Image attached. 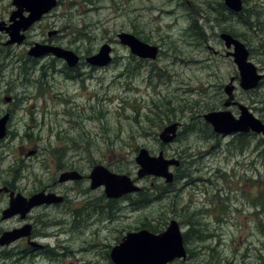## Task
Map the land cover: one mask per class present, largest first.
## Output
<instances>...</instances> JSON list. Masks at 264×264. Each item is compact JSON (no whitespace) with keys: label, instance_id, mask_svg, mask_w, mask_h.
Instances as JSON below:
<instances>
[{"label":"rangeland","instance_id":"rangeland-1","mask_svg":"<svg viewBox=\"0 0 264 264\" xmlns=\"http://www.w3.org/2000/svg\"><path fill=\"white\" fill-rule=\"evenodd\" d=\"M59 1L61 4L47 14L44 22L29 31L26 50L34 43L50 39L48 33L57 30L58 36L51 38L55 44L84 58L89 50L96 53L102 45L110 44L113 62L102 68L82 65L77 73H72L76 76L72 79L62 60L45 55L30 62V83L22 85L18 80H8L10 83L1 91L11 90L20 94L22 100L16 121L21 120L24 125L14 127L23 128L33 137V142L24 141L25 153L36 146L45 147L46 143L61 147L64 141L73 148L67 156L83 174L89 175L95 165L101 164L114 173L130 175L150 195H156L167 184L151 176L137 178L135 158L140 148H147L153 155L164 151L167 158H177L183 163L179 169H185L189 176L167 186L163 198L154 199L151 195L146 204L126 198L109 204L103 187L92 190L87 180L81 187L87 191L82 200L88 197L91 201L89 208L74 207L79 212L74 224L72 215L59 216L63 223L50 227L54 238L44 241L51 245L59 242L66 248L59 251L60 261L55 264H111L112 247L128 232L144 229L143 222L158 224L159 234L175 219L186 232L191 213H196L192 221L208 236L204 241L192 237L186 245L194 251L197 263L216 262L215 258L220 257L231 264H264V234L252 215L253 204L263 190L258 182L264 180V161L253 163L257 156L253 148L259 138L241 152L236 142L232 144L231 136L205 138L203 134L188 133L184 127L189 119L179 112L182 107L193 106L198 128L205 123V113L226 109L225 87L235 78V100L264 121V81L255 91L242 90L238 68L233 58L226 56L227 48L220 38L226 27L241 34L242 37L235 38L253 49L249 59L264 73V32L255 28L256 18L251 19L250 28L233 15L219 23L216 11L195 0ZM206 1L216 4V0ZM11 2L0 0L1 15L11 14ZM245 8L258 13L264 25V0H245ZM194 27L202 29L205 36L193 32ZM121 32H139L146 42L160 47L159 57L147 60L133 56L128 47L119 43L117 35ZM20 47L22 50L14 53L23 56L25 45ZM20 66L10 59L5 72L15 69L14 78ZM42 66L49 76V89L43 100L35 99ZM161 103H170L176 113L174 122L183 123L177 140L164 146L159 135L171 123L164 121L159 127L150 121L156 120L155 104ZM230 110L239 116L237 107ZM48 137L50 142L46 141ZM21 145L15 142L0 150V170L5 172L12 167L22 176L28 174H23V169L30 167L35 174L31 180L42 177L44 163H38V159L26 162L28 158L17 151ZM63 153L61 148L55 150V160L51 158L50 163H64ZM46 156L40 158L44 160ZM172 170L175 174L178 171ZM94 202L98 203L96 207ZM185 212L187 215L181 216ZM185 263L191 264L189 260ZM37 264L51 263L45 260Z\"/></svg>","mask_w":264,"mask_h":264},{"label":"water","instance_id":"water-1","mask_svg":"<svg viewBox=\"0 0 264 264\" xmlns=\"http://www.w3.org/2000/svg\"><path fill=\"white\" fill-rule=\"evenodd\" d=\"M223 2L229 10L236 13L242 12L244 8L243 0H223ZM58 3V0H13L16 11L11 16L12 24L5 29L3 23H0V31L5 29L9 33L10 44L21 43L25 38V35L21 32L25 33L34 24L41 21L45 15L58 6ZM24 12H28V16L25 17ZM220 38L227 48L226 56L232 57L238 68L239 87L244 91L257 89L264 79V73L260 72L258 67L249 59V49L229 33H221ZM118 39L138 58L149 60L158 58L160 48L157 45L149 44L132 33L121 32L118 34ZM29 54L38 58L53 54L64 60L69 67L77 66L80 61L79 56L70 49L40 43H36L30 49ZM112 60V47L108 43L102 45L98 53L87 58V62L95 67H105ZM234 83L235 78H231L225 87L228 96L227 101L224 103L226 109L205 113L203 115L205 122L212 126L214 133L222 136L248 132L264 136V122L256 117L246 105L234 101L236 90ZM233 105L238 107L239 117H236L230 110ZM7 122L8 116L0 119V140L6 135ZM181 126L182 123L179 121L165 126L159 135L163 146L176 140ZM135 162L139 167L138 179L153 176L164 179L166 184L174 182L175 175L171 170L172 167L181 165L180 160L167 158L164 151H161L158 155H153L147 148H140ZM80 178L79 172L72 171L63 174L61 181L78 180ZM90 180L93 190L104 187L105 195L110 199H119L128 194L138 193L142 189L130 175L114 173L101 164L93 167ZM47 197L43 193L35 195L30 199V205L25 211L44 203L47 201ZM24 202L26 203V200L21 195L14 199L11 203L10 212L17 214V209L21 208ZM18 232L9 233L4 239L14 240L21 237ZM110 257L114 264H170L176 260L186 261L188 252L184 232L179 222L173 219L167 229L159 234L148 229L127 233L122 242L112 248Z\"/></svg>","mask_w":264,"mask_h":264},{"label":"flooded vegetation","instance_id":"flooded-vegetation-1","mask_svg":"<svg viewBox=\"0 0 264 264\" xmlns=\"http://www.w3.org/2000/svg\"><path fill=\"white\" fill-rule=\"evenodd\" d=\"M11 3L13 5V0ZM15 10L16 9L14 7V10L7 17L0 14V23H3L2 25L5 29L12 24L11 16ZM23 15L25 17L28 16V12H24ZM45 18H47V16ZM45 18L37 24L41 25ZM34 26L24 33L25 38L21 43L15 44L9 43L10 35L5 29L0 31V119L8 116L6 135L2 140H0V150H3L5 147H10V144L15 142H18V144L22 143L17 151H19L20 154H24L28 158L26 162H33L34 159H38V163H44L42 168L43 176L34 180H31V177L35 176L34 170H30V167L23 169V174H25L26 171L28 174L22 176L18 175V172L12 167L5 172L0 170V264H37L38 262L45 260L51 264L58 263L60 261L59 251H64L66 248L61 246L59 242H55L54 245H51L48 242L44 243V241L54 238L55 234L49 232V228L54 225H61L63 222L59 221V216L61 217V215L64 214H69L70 216L72 215L73 217H71L74 219L73 224L77 223L79 212L76 211L74 207L79 206V209L89 208L91 204L88 197L82 200L84 195L87 196V191H83L81 187L82 184L87 182V180L90 181V174H83L82 170L78 168L67 156L73 148L67 147L66 143L61 141L60 137H57V139L60 140L64 146L60 147L58 144L55 146H49V144L46 143L45 147L40 148L36 146L32 150L26 151L25 153L26 148H24L23 143L24 141L33 142V137L28 131L23 132V128L20 130L18 127H14L19 124L24 125L23 121H16L17 109L22 107V100L19 99L20 94H14L11 90L1 91L3 86H8V83H10L8 80L10 78L18 80L20 83H23L22 85H27L31 82L29 75L33 71V67L31 68L30 66L33 65L30 62H32L35 58L29 55L30 49H26L29 44L28 33ZM21 34L23 33L21 32ZM48 36L50 39L44 40L42 44L56 45L54 39L51 38H53V36H58V31L53 30L48 33ZM23 45H25V48H23L25 55L20 56L17 53H14L16 50H22V47L20 46ZM33 45H31V47ZM93 53L94 52L92 50H89L85 53V58L78 54L80 62L74 68H69L65 64L69 69L67 71L68 76L72 79L76 78V76L72 73H77L82 65H89L86 59ZM47 56L50 58L52 57V55ZM10 59H12L15 63L21 64L19 74L14 78L13 74L16 72L15 69L12 68L10 72L9 70L7 73L5 72ZM43 68L44 67L42 66L41 71H43L41 72V77L38 78L40 86L38 95L35 96V99L43 100L49 89V76ZM231 137L233 139L232 144L235 142L239 143V151L241 152L247 149L241 150L242 145H244L246 141L250 142V145L248 146L249 149L251 143H253V139L256 137L259 138V142L256 143L253 148L254 153L257 155L253 163L257 161H264V143L261 142L262 139L264 140V136L254 132H249L236 134ZM46 141L50 142L51 138L48 137ZM7 142H9V144H6ZM59 148L64 151L62 155L64 163H60L59 161L57 164L53 165L50 163V159L53 158L55 160L53 153ZM43 154L47 155L44 160L40 158ZM24 167L26 166L24 165ZM72 171H78L81 178L78 180L69 179L68 181H61V177L64 173ZM259 177L262 178L261 175ZM20 180L23 181V185H19ZM246 182H248V180ZM258 184L263 190L258 193V197L260 199L253 204L252 215L259 221L258 230L264 234V180L261 179ZM221 189L225 190V187H221ZM40 193L48 196L47 201L25 211L30 205V199ZM20 195L26 200V203L24 202L23 206L17 209V214H12V212H10L11 203L14 199L20 197ZM78 200L79 202H77ZM112 200L113 202L115 201L114 199L107 198V203L112 204L110 203ZM50 210H52L51 214L49 213ZM15 231H19L18 234H20L21 237L14 240L4 239L9 233H13Z\"/></svg>","mask_w":264,"mask_h":264},{"label":"trees","instance_id":"trees-1","mask_svg":"<svg viewBox=\"0 0 264 264\" xmlns=\"http://www.w3.org/2000/svg\"><path fill=\"white\" fill-rule=\"evenodd\" d=\"M195 1H200L202 4H205L208 8H210L211 11H216L217 13V21L219 23H223L226 20H229L228 16H237L238 17V22H240L241 24H243L246 28H250L251 27V19L254 17L256 18V20L258 21L257 27H260V30L264 32V25L261 24V18L259 17L258 13H255L253 9H245L243 12L239 13V14H234L233 12H231L229 9H227V7L224 5L222 0H216V4L208 2L206 0H195ZM61 4V2H60ZM193 32L195 31L197 34H203L205 36V34L203 33L202 29L197 30V28H193L192 29ZM224 31L232 34L234 37H242L241 34L236 33V31L232 28V27H226L224 29ZM138 37H140L142 40H144L139 32L135 33ZM145 41V40H144ZM147 41V40H146ZM251 52H253V49L251 50ZM193 107V106H192ZM183 108L182 110L179 111L181 116H184L186 118L189 119L188 124L184 127L185 130L188 133H199V134H203V136L205 138H212V137H217V135L213 132L211 126L208 123H202L199 125V127L197 128L196 124H195V119H196V112L194 110H196L195 108ZM257 109V108H255ZM154 114L156 116V120L154 118H151V125H155V126H163L164 121H167L169 123L174 122L173 118L174 116H176L175 113V109H172V106L170 103H161V104H155V110H154ZM149 119V118H148ZM204 132V133H203ZM145 133V132H144ZM205 134V135H204ZM181 135V133L179 134V136ZM207 135V136H206ZM262 143H264V140H261ZM242 144V143H241ZM237 149L239 150V143L236 142L235 143ZM250 145L249 141H246L244 143V145H242V149L241 150H245L246 148H248V146ZM177 173L175 174V178L176 179H182L185 177H188L189 175L186 173L185 169H177ZM187 175V176H186ZM168 187L171 185H167ZM167 186L163 187L162 189L156 190L159 191L156 195L155 194H151L152 197L154 199H161L163 198L164 195V191L166 190ZM151 195L149 193H146L144 190H142L141 192H139L138 194H135V196H131L128 195L126 197L127 200H138L140 203L142 204H146L151 200ZM134 197V198H133ZM116 202V201H114ZM113 200L110 201V203H114ZM134 202V201H133ZM98 203L94 202L93 206L96 207ZM145 206L142 208L144 209ZM201 213V212H200ZM199 214V212L197 213ZM186 212L181 214V216H186ZM196 213H191L189 215V219L190 221L187 222L189 229L185 232L184 234V239H185V243L186 245L189 244L190 239H192V237L194 238V240L196 241H204L206 239V237H208L207 235L204 234V230L198 228V224L195 221H192V217L195 216ZM147 219V217H146ZM142 228H146L149 229L150 231L154 232V233H158L160 232L159 228H158V224L154 225L153 223H150L149 221L143 222L142 223ZM188 248V254H189V258L188 260L190 261L191 264H231V262L227 261V260H223L220 257L215 258L216 262H211L210 260H205L202 263H197L196 258L194 257L193 254V250L189 247ZM211 250L215 251L216 250L214 248H211ZM224 261V262H223ZM184 264V262H181ZM112 264V263H111Z\"/></svg>","mask_w":264,"mask_h":264},{"label":"bare ground","instance_id":"bare-ground-1","mask_svg":"<svg viewBox=\"0 0 264 264\" xmlns=\"http://www.w3.org/2000/svg\"><path fill=\"white\" fill-rule=\"evenodd\" d=\"M233 36V35H232ZM234 37V36H233ZM235 38V37H234ZM236 39H238V38H236ZM239 41H241L240 39H238ZM242 42V41H241ZM243 43V42H242ZM246 45V44H245ZM247 47V46H246ZM264 81V80H263ZM263 81L261 82V83H263Z\"/></svg>","mask_w":264,"mask_h":264}]
</instances>
